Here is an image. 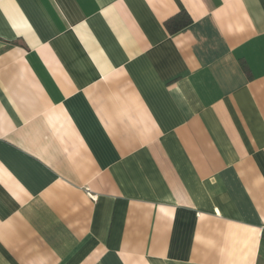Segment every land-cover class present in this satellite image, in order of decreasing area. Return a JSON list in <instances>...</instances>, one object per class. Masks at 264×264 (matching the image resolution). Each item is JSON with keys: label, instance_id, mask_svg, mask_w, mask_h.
<instances>
[{"label": "crops", "instance_id": "1", "mask_svg": "<svg viewBox=\"0 0 264 264\" xmlns=\"http://www.w3.org/2000/svg\"><path fill=\"white\" fill-rule=\"evenodd\" d=\"M0 264H264V0H0Z\"/></svg>", "mask_w": 264, "mask_h": 264}, {"label": "trees", "instance_id": "2", "mask_svg": "<svg viewBox=\"0 0 264 264\" xmlns=\"http://www.w3.org/2000/svg\"><path fill=\"white\" fill-rule=\"evenodd\" d=\"M193 19L187 11H181L166 21V27L171 34H176L192 24Z\"/></svg>", "mask_w": 264, "mask_h": 264}]
</instances>
